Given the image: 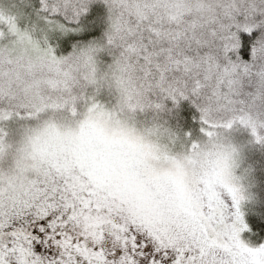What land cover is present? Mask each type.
<instances>
[{"label": "snow or ice", "instance_id": "1", "mask_svg": "<svg viewBox=\"0 0 264 264\" xmlns=\"http://www.w3.org/2000/svg\"><path fill=\"white\" fill-rule=\"evenodd\" d=\"M0 264H264V0H0Z\"/></svg>", "mask_w": 264, "mask_h": 264}]
</instances>
